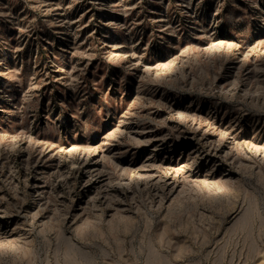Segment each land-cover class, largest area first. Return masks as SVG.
Returning <instances> with one entry per match:
<instances>
[{
  "label": "rangeland",
  "instance_id": "obj_1",
  "mask_svg": "<svg viewBox=\"0 0 264 264\" xmlns=\"http://www.w3.org/2000/svg\"><path fill=\"white\" fill-rule=\"evenodd\" d=\"M0 264H264V0H0Z\"/></svg>",
  "mask_w": 264,
  "mask_h": 264
}]
</instances>
